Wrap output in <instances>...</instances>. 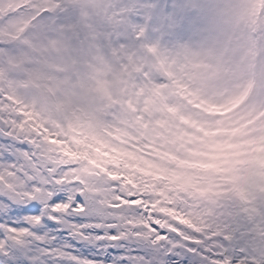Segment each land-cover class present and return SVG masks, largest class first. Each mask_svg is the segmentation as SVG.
<instances>
[{"label": "clouds", "instance_id": "clouds-1", "mask_svg": "<svg viewBox=\"0 0 264 264\" xmlns=\"http://www.w3.org/2000/svg\"><path fill=\"white\" fill-rule=\"evenodd\" d=\"M228 8L226 0H176L177 43L189 51L153 72L155 85L125 92L110 61L47 73L55 89L49 111L37 104L33 114L81 191L85 169L111 183L147 170L163 177L161 190L172 184L192 195L214 184L253 196L264 187V27L249 29ZM200 81L208 87L197 91ZM259 200L264 221V193ZM245 228L232 264H264V234Z\"/></svg>", "mask_w": 264, "mask_h": 264}, {"label": "rangeland", "instance_id": "rangeland-1", "mask_svg": "<svg viewBox=\"0 0 264 264\" xmlns=\"http://www.w3.org/2000/svg\"><path fill=\"white\" fill-rule=\"evenodd\" d=\"M21 2L22 0H0V9L10 4L17 5ZM23 3L28 8L26 13H24L27 14L26 17L34 20L33 23L36 29L34 36H29V39L35 40V47L40 46V48H46V50L43 56L40 50V56L42 57L40 61L35 53H24L21 45L17 48L9 49L11 48L9 45L13 36L23 30L21 27L26 22L25 15L24 17L19 16L8 20L10 24L6 23L1 28L0 38H6L8 43L0 42V46L2 45L10 50L8 57L4 58V56L0 55L1 130H6L7 125H12L14 129L15 126L20 128L22 122H25V118L23 117L25 114L24 110L26 107L32 106L34 101L38 100L39 93H41V110L49 111L47 91L49 86H52V77L47 74L48 72L73 69L75 68L74 62L77 65L81 63L97 65L110 61L109 67L116 66L118 68L115 79L119 83L121 81V73L119 72L120 62L125 59V55L132 58V55L135 54L139 55V60L143 62L144 69H149V78L155 84L156 81L152 79L153 72L165 64L171 65L178 53L189 51L187 48H181L177 43L175 17L171 14L176 0H23ZM226 3L229 5L228 11L233 19L246 23L249 29L259 30L264 27V16L260 14V10L264 9L263 0H226ZM51 20L53 23H51ZM79 37L85 38L89 51L86 46H82L78 42ZM132 40L143 44L139 45ZM23 42L24 40L20 41L19 44ZM13 43L18 42L15 40ZM112 50L122 53V55L120 54L118 63H116L117 61H115L114 55L111 53ZM39 64L40 69L38 67ZM46 80L47 84L43 85L46 83ZM61 83L59 82L58 84ZM65 86L66 83L64 84ZM181 87H187V85H182ZM207 87L206 82L200 81L197 91L206 89ZM26 98L29 100L28 104L23 103ZM16 101L23 103L20 105L21 109L15 108ZM59 106L63 105L60 104ZM35 134L30 130L31 136ZM2 141L0 135V142ZM40 141L46 142L42 139ZM29 143L30 145L32 144V139ZM14 149L18 151L16 146H14ZM49 149L54 150V148ZM22 155L27 154L20 153V156ZM54 158L55 160L52 161L51 159L40 158V166L44 168L46 173L50 174L51 179L55 174L56 167L62 165L59 154ZM28 167L31 168V166ZM28 167L20 166L17 169L27 174L29 172ZM60 173L62 177L58 181L68 175L65 173L64 175L63 172ZM83 173L85 177L88 170L83 171ZM8 182H13L16 188H18L15 189L18 192L15 195L17 199L13 196L12 198L14 199H12L10 205H5L4 199L0 200V208L5 212V224H12V221H14L16 214L12 212V209H17L15 203L21 197V193L28 192L30 195L24 199H31L35 198V194L34 197L32 196L33 192H37L39 195L38 197L36 196L35 200L40 201L42 207L46 205L45 201L49 199V189L52 190L51 199L56 194L55 190L52 189V182L46 188H40L39 184L33 186L32 188L36 191H30L26 186L19 185V174L16 171H10L9 167H7L6 171L2 172L0 170V184H2L0 186V195L3 194L2 192L5 187H10ZM257 186L255 196H250L251 199H254V205L257 206L254 209V213L259 214V216L254 217V220H251L254 227L258 219V222L264 224V221L260 220L262 202L259 200V195L264 193V188ZM229 193L228 189L219 184H214L207 191L199 190V195L196 196L201 199L214 198L226 200ZM24 199L19 202L22 203ZM60 203L51 207L54 209L53 214L56 216L61 214L63 210V208L59 209ZM17 230L27 231V228ZM17 233H21V231ZM194 233L195 231L193 230V235ZM258 234H264V227L261 228ZM23 236L4 237L0 240V253H2L0 264H16V262L25 264V261L32 262L33 264H46V257L41 252L29 249V247L24 248L19 244L20 241H25L21 239ZM223 237L226 238V236L217 233L214 237L210 238L207 244L198 246L196 251H198L200 257L198 254H195L197 258L191 255V260L197 261L200 264L205 262V254L199 252V250H203L204 247H213L215 245L214 241H219V238ZM227 237L228 239L233 238ZM221 247L222 249H217L225 252L226 248L223 249L222 243ZM219 257L223 259L221 261L222 264L227 259L221 253L218 255ZM175 260L176 258L171 256L168 259V263L165 261L164 264H190L185 259L173 263ZM206 263L209 264L208 262Z\"/></svg>", "mask_w": 264, "mask_h": 264}, {"label": "trees", "instance_id": "trees-1", "mask_svg": "<svg viewBox=\"0 0 264 264\" xmlns=\"http://www.w3.org/2000/svg\"><path fill=\"white\" fill-rule=\"evenodd\" d=\"M6 11L7 8L0 9L2 13ZM6 23L10 24L9 21H6L5 17L1 15L0 30ZM140 172V175H136L134 172L124 173L123 175L127 177L126 180L111 183L107 179L96 178L95 173H90L88 170L87 176L84 177V190L81 191V189L77 187L72 195L66 196L68 208L66 210L67 206H64L62 214L65 213L72 221L80 220V222H74L76 226L88 229L95 228L94 222L96 221L93 220L99 217L101 219L108 218L111 221L113 220L116 226L129 225L132 222V225H135L132 231V239L136 241L139 240L141 236H146L145 239L151 244V234L145 229L147 225L141 222L146 213H151L150 216L154 217L155 221L160 224L161 231L170 234L171 239H175L180 245L184 242V239L190 240L189 233L193 229L195 233L191 241L195 245H205L211 237L220 233L226 236V238L223 237L219 238V241H214L215 245L213 247L216 245L219 247L218 243H222L224 249V243L227 244L230 241L227 236L233 237L232 242L233 247H235L234 240L236 235L234 231L238 227L236 216L232 217V225H230L227 218L221 215L217 218L210 219L206 216L197 215L195 211L188 215V221L182 220L180 217L183 215V210L191 206L190 193L186 189L172 184L161 190V188L157 187V184L163 180L162 176L157 174L153 177L147 170H140ZM102 191L105 193V199ZM169 193H172V195H169ZM78 196L83 197L82 204L77 203ZM193 200L195 203L194 198ZM100 203H102L101 207L103 208L98 207ZM63 205H65V203ZM70 207L72 209L68 210ZM137 208H144V210H138ZM193 208H195V205ZM99 223H101V221H99ZM155 230L157 229L155 225L152 224L151 231L154 233ZM98 232L104 233L105 230H98ZM93 236L94 233L92 232L86 233L85 241L88 245L92 244ZM105 237H108L106 233H104L101 238ZM137 243L141 245V242ZM185 243L189 244L190 241H186ZM213 247L208 248V251L211 250L215 252ZM88 255L102 259L98 253L90 252ZM231 258L234 257L232 254H229L228 260L231 261ZM109 263L111 264V262Z\"/></svg>", "mask_w": 264, "mask_h": 264}, {"label": "snow or ice", "instance_id": "snow-or-ice-1", "mask_svg": "<svg viewBox=\"0 0 264 264\" xmlns=\"http://www.w3.org/2000/svg\"><path fill=\"white\" fill-rule=\"evenodd\" d=\"M63 199L62 195H57L53 198L51 203L56 204L59 203ZM77 203H79V200H77ZM12 212L18 215H39V205L36 203H33L29 206L22 207L19 209L13 208ZM12 227H15V225H10ZM115 239V237H113Z\"/></svg>", "mask_w": 264, "mask_h": 264}]
</instances>
